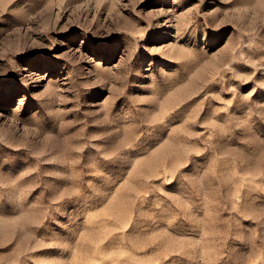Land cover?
I'll return each mask as SVG.
<instances>
[{"label": "rangeland", "instance_id": "obj_1", "mask_svg": "<svg viewBox=\"0 0 264 264\" xmlns=\"http://www.w3.org/2000/svg\"><path fill=\"white\" fill-rule=\"evenodd\" d=\"M0 264H264V0H0Z\"/></svg>", "mask_w": 264, "mask_h": 264}]
</instances>
